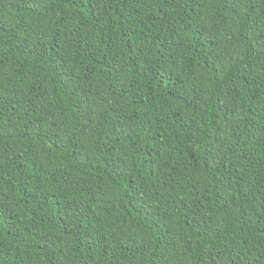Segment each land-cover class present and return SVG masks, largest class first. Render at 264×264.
I'll list each match as a JSON object with an SVG mask.
<instances>
[{"label":"trees","instance_id":"16d2710c","mask_svg":"<svg viewBox=\"0 0 264 264\" xmlns=\"http://www.w3.org/2000/svg\"><path fill=\"white\" fill-rule=\"evenodd\" d=\"M0 264H264V0H0Z\"/></svg>","mask_w":264,"mask_h":264}]
</instances>
